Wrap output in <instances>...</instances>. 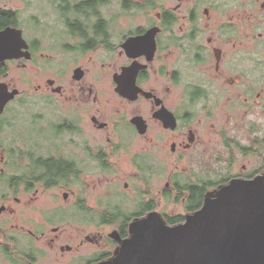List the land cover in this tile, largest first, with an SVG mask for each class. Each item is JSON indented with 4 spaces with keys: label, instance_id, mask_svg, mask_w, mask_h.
Wrapping results in <instances>:
<instances>
[{
    "label": "flooded vegetation",
    "instance_id": "1",
    "mask_svg": "<svg viewBox=\"0 0 264 264\" xmlns=\"http://www.w3.org/2000/svg\"><path fill=\"white\" fill-rule=\"evenodd\" d=\"M48 2L0 0V264H99L175 192L189 213L184 184L219 186L194 174L217 133L230 165L261 159L229 180L261 173L263 124L235 129L264 114V0Z\"/></svg>",
    "mask_w": 264,
    "mask_h": 264
},
{
    "label": "water",
    "instance_id": "2",
    "mask_svg": "<svg viewBox=\"0 0 264 264\" xmlns=\"http://www.w3.org/2000/svg\"><path fill=\"white\" fill-rule=\"evenodd\" d=\"M11 35L0 32V58L14 56ZM99 264H264V168L207 192L178 223L158 210L134 219L115 254Z\"/></svg>",
    "mask_w": 264,
    "mask_h": 264
},
{
    "label": "rangeland",
    "instance_id": "3",
    "mask_svg": "<svg viewBox=\"0 0 264 264\" xmlns=\"http://www.w3.org/2000/svg\"><path fill=\"white\" fill-rule=\"evenodd\" d=\"M49 0H24L23 3V7H24V16L26 20L32 19L34 15L40 13V12H50L49 9ZM122 12V10H121ZM264 112V111H262ZM254 116L253 118H251L249 115H245L246 118H248V122L245 121L243 124H241L238 128L235 129V132L238 136L242 137L239 139V141H242V139L246 136L249 135V131H250V125L251 123L256 126H261V123L263 124V129H264V114L262 116H260V112H258L257 110L254 111ZM260 116V118H259ZM219 121L221 123H223V120L221 118H219ZM264 136V133H263ZM264 139V138H263ZM243 148H233L234 151L239 152V156L238 159H236V163L235 165L232 164L230 165V163L226 160L227 154L225 153L226 151H229L227 149V147L223 146V140L220 138L219 134L217 133L216 135H214L212 137V139L205 145L204 149L200 152V154L198 155L199 157L196 160V170L194 171V174L196 173V177L197 178H206L210 181H214V182H219L225 178H228L231 176H233L234 174L238 173V172H243V168L244 165H247L249 168H251V171L259 169L262 165L261 163V159L259 158H253L251 162H248V159H246L245 157H243L242 152ZM215 157H219V159H215ZM95 169V168H94ZM92 178V177H90ZM120 179H122V177H119L118 179H116L118 182H116V184L118 185V183H120V185L122 186L123 182L127 179H122L120 181ZM94 182H111L114 181V179H107V180H99V179H94V177L92 179H90ZM86 181V179H83V181H81V194L85 193L87 191V189L89 188L90 182L91 181ZM94 182H92L93 184H95ZM229 182L226 181V183ZM155 184L159 185L161 183V179H156V181L154 182ZM102 183L98 184L101 185ZM165 184V180L162 181V185L164 186ZM222 184V183H220ZM218 184V185H220ZM96 185V184H95ZM72 186H74L72 184ZM140 187V185L138 183H135V179L132 181V183H130V186L128 189H126V191L131 194L130 197H126L124 198V202L126 204V206H130L131 204H133L134 201V197H133V187ZM123 187V186H122ZM86 190V191H85ZM55 193V192H53ZM88 197H89V201L91 203L94 202L95 200V192L93 190V188L91 189L90 186V190L88 192ZM177 197L176 196V192L174 193V195H171L169 197V199L167 200V204L166 206H164L163 204H160L159 207L160 209H165L163 211H166L168 214H184L186 215V211H185V206L181 203V202H175L174 198ZM40 202L45 203L48 201H45L43 196L40 195L39 197ZM163 215V214H162Z\"/></svg>",
    "mask_w": 264,
    "mask_h": 264
},
{
    "label": "trees",
    "instance_id": "4",
    "mask_svg": "<svg viewBox=\"0 0 264 264\" xmlns=\"http://www.w3.org/2000/svg\"><path fill=\"white\" fill-rule=\"evenodd\" d=\"M228 180H229L228 178H225L219 182H215V185H218L222 182L224 183ZM183 189H184L183 191H187L190 189L192 191L191 195L186 200L188 210L193 211V210L198 209L202 205L201 204V197L199 196L198 188H195V185L191 186L189 184H184ZM163 216H164L165 220L168 221L170 224H175V223H178V222L183 221L185 219L184 214H173V215H171L168 213H164Z\"/></svg>",
    "mask_w": 264,
    "mask_h": 264
},
{
    "label": "bare ground",
    "instance_id": "5",
    "mask_svg": "<svg viewBox=\"0 0 264 264\" xmlns=\"http://www.w3.org/2000/svg\"><path fill=\"white\" fill-rule=\"evenodd\" d=\"M164 217V216H163Z\"/></svg>",
    "mask_w": 264,
    "mask_h": 264
}]
</instances>
